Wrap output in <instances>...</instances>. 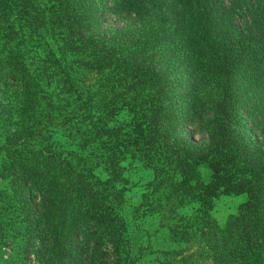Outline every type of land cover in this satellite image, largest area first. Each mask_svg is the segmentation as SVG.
<instances>
[{
	"label": "rangeland",
	"instance_id": "rangeland-1",
	"mask_svg": "<svg viewBox=\"0 0 264 264\" xmlns=\"http://www.w3.org/2000/svg\"><path fill=\"white\" fill-rule=\"evenodd\" d=\"M120 1L82 0L91 8L78 15V0H36L41 37L21 39L18 48L28 68L44 72L47 86L31 106L48 120L25 129L6 124L8 118L19 121L21 99L16 85L0 81V94H6L0 98V205L6 209L0 264H45L34 252L52 239L57 249L68 252L61 237L79 221L88 223V235L101 225L102 241L113 233L128 243L121 255L139 257L140 264H218L219 259L223 264H264V236L253 231L264 232V192L245 187L247 180L231 173L222 177L204 165L198 171L185 160L187 152L205 158L210 150L208 127L186 119L184 75L195 54L188 0H165L168 44L165 50L160 44L146 45L152 59L164 56L167 73L145 86L130 69L127 55L135 59L141 51L133 41L121 46L116 64L98 68L95 63L96 33L132 24L119 10ZM8 19L15 17L8 16L0 0V22ZM83 22L88 27L79 26ZM135 24L144 33L145 27ZM21 29L19 35L29 37L27 27ZM141 111L146 112L144 122L134 114ZM113 112L119 115L117 124L110 122ZM85 115L93 118L84 120ZM251 115L239 111L244 137L263 144ZM151 119H157L155 132ZM171 119L177 121L171 124ZM42 183L50 185V203ZM32 205H52L56 227H32L31 216L38 214ZM36 231L49 240L42 243ZM99 248L107 263L114 262L109 243ZM52 260L47 264H55Z\"/></svg>",
	"mask_w": 264,
	"mask_h": 264
},
{
	"label": "trees",
	"instance_id": "trees-1",
	"mask_svg": "<svg viewBox=\"0 0 264 264\" xmlns=\"http://www.w3.org/2000/svg\"><path fill=\"white\" fill-rule=\"evenodd\" d=\"M2 1L6 3L8 16L12 15L15 19L0 22V44L3 47L0 56L4 55L0 58V81L16 85V93L21 99L18 102V108H21L18 114L19 121L8 118L9 122L6 124L10 126L20 124L25 129L48 120L46 113L31 106L40 98L41 88L45 89L47 86L42 77L44 72H35L28 68L24 63L25 53H21V48H18L21 39L30 42V38L37 40L41 37L42 17L36 10V0ZM66 1L68 0H61ZM188 2L192 13L195 54L191 53L184 75L186 94L188 93L185 105L186 119L190 121V125H194L198 120L205 129L208 127L210 150L205 158L195 152H187L185 160L198 171L202 170L204 165V169H215L221 176H230L231 173L235 177L247 180L245 187L264 192V142L260 145L248 143L241 126L243 118L239 117L240 110L252 112L249 120L252 126H256L257 133L262 132L264 138V0H231L230 5L224 0ZM164 3L165 0H121L118 4L119 10L128 15L132 24L122 29H112L107 33L104 31L96 33L99 52L95 57L97 67L116 64L119 56L123 55L120 51L121 46L133 41L135 49H141L140 55L135 59H132L130 54L127 56L132 61L130 69L133 74L138 73L142 78L143 86L150 79L164 78L168 66L164 56L152 59L149 56V46L146 45L160 44L165 50L168 44L167 41L164 42L167 35L164 32L166 25L163 14L168 10ZM90 8L91 6L78 0L74 11L81 15ZM150 21L152 24L146 26L145 23ZM135 23L145 27L144 33L139 32ZM79 26L88 27L84 22L79 23ZM23 27H27L29 37L19 35L18 31ZM139 38L142 40L137 41ZM103 52L105 55H102ZM146 74L148 76L144 78ZM49 92L53 91L49 89ZM5 97L6 94H0V98ZM2 106L0 102V107ZM134 114L143 122L146 120L145 111ZM118 117V113H111L110 122L117 124ZM92 118V115H85L84 120ZM156 121L157 119H151L153 132L158 127ZM175 121L177 120L171 119V124ZM107 124L105 121L102 122L103 127ZM40 188L47 191V194L50 193L49 196H44L45 201L52 202L54 199L49 191L50 185L42 183ZM52 207L32 205L31 210L38 214L31 216L30 225L35 228L49 225L56 227L53 212L50 210ZM5 212V205H0L1 234L4 230L1 220L5 218ZM87 225L85 221L69 224L66 234L61 237L64 238L62 246L69 245L68 252H65L64 247L57 249V241L52 239L50 243L40 245L39 250L34 253L38 252L39 259L45 264L49 262L50 257L55 264H140L139 257L124 258L121 255L128 243L120 241L113 233H108V238L102 241L104 233L101 225H95L94 233L88 235ZM258 230L255 227L253 231L264 236V232ZM36 233L42 238V243L49 240L46 234L37 231ZM84 235V241L80 240ZM50 237L52 238L51 234ZM104 242L111 245L115 254L112 263H107L101 256L99 247ZM217 262L223 264L220 259Z\"/></svg>",
	"mask_w": 264,
	"mask_h": 264
}]
</instances>
